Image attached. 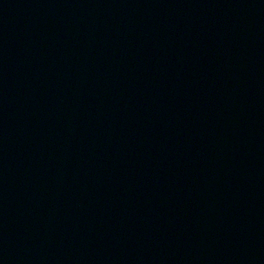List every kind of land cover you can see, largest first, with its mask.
<instances>
[{"label": "water", "instance_id": "95a60500", "mask_svg": "<svg viewBox=\"0 0 264 264\" xmlns=\"http://www.w3.org/2000/svg\"><path fill=\"white\" fill-rule=\"evenodd\" d=\"M0 264H264V0H0Z\"/></svg>", "mask_w": 264, "mask_h": 264}]
</instances>
